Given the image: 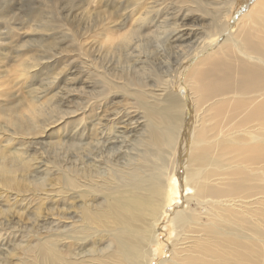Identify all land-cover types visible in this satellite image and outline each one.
<instances>
[{
	"label": "rangeland",
	"instance_id": "374dc122",
	"mask_svg": "<svg viewBox=\"0 0 264 264\" xmlns=\"http://www.w3.org/2000/svg\"><path fill=\"white\" fill-rule=\"evenodd\" d=\"M208 2L188 10L185 0H0L1 264H41V251L50 248L52 234H78L70 229L74 223L81 225L82 200L76 191L85 187L77 185L76 177L85 180L83 176L93 170H84L89 160H142L144 150H155L146 144L151 124L161 127L156 136L165 150L162 131L178 125L181 111L167 108L170 86L164 79H173L177 68L207 39L214 21L206 12H212L218 0ZM145 9L150 10L146 22L135 25L134 18ZM181 16L187 19L185 28L193 32L183 38L172 29L173 20ZM256 21L260 26L255 32L264 35V12ZM110 79L120 87L112 88ZM137 96L159 114L149 109L145 115L146 107L142 101L137 106ZM163 111L165 119L160 121ZM241 157L233 156L234 168L251 174L245 169L250 161ZM184 159L186 168L187 153ZM151 160L154 165L156 157ZM262 165L264 161L254 166ZM103 167L104 163L99 165ZM71 174L76 175L74 186ZM174 182L165 215L157 222L151 264L167 255L177 232L174 213L193 193L185 179L183 185L178 178ZM236 183L240 184L237 176ZM255 183L252 178L248 182ZM259 205L264 207V198ZM245 235L244 264H264V210H258L254 221L247 219ZM202 244L199 253L208 252L211 259L213 246Z\"/></svg>",
	"mask_w": 264,
	"mask_h": 264
},
{
	"label": "bare ground",
	"instance_id": "6f19581e",
	"mask_svg": "<svg viewBox=\"0 0 264 264\" xmlns=\"http://www.w3.org/2000/svg\"><path fill=\"white\" fill-rule=\"evenodd\" d=\"M185 1L188 10L209 3ZM213 6L212 12H206L214 21L206 32L207 39L177 68L173 79H164L170 86L167 99L171 103L167 108L181 111L175 121L178 125L165 126L162 131L165 150L156 136L161 127L151 124L146 144L155 147V152L152 148L144 150L139 155L142 160L126 163L102 162L94 157L89 160L94 162L86 163L84 170H93L83 176L85 180L76 177L80 181L77 185L85 187L75 190L82 200L78 217L81 225L76 227L74 223L70 230L78 234L66 235V230L62 235L54 229L57 233L50 236V248L41 251V264H151L155 253L152 245L158 243L157 222L165 215L177 178L180 185L185 179L193 193L189 189L191 194L186 196L185 206L176 209L173 217L176 237L167 255L157 263L244 264L247 219L254 221L258 210H264L262 205L257 206L264 198L258 195L264 194V165L254 166L264 161V35L255 32L256 26H260L256 16L264 12V2L218 0ZM149 9L134 18L135 25L146 22ZM187 19L181 16L173 20L172 29L177 36L183 38L193 33L185 28ZM132 32L128 35L132 36ZM171 40L174 42V38ZM110 80L111 87L116 88L118 82ZM135 100L137 106L142 101L145 115L149 109L155 112V107H148L145 99L137 96ZM31 102L34 112L36 101ZM159 112L157 109L155 115ZM210 117L212 121L208 120ZM164 119L163 111L160 121ZM158 150L160 154H155ZM234 151L237 156L242 155L241 160L250 161L245 169L251 174L244 168H234ZM152 155L156 157L154 165ZM103 163L105 167L99 168ZM235 175L240 184L236 183ZM75 176L70 175L73 186ZM251 178L258 183L248 184ZM226 189L231 193H226ZM254 189L259 191L253 194ZM253 197L255 200H251ZM254 202L256 207H252ZM202 243L208 245L205 248L213 246L215 253L211 259L208 252L199 253Z\"/></svg>",
	"mask_w": 264,
	"mask_h": 264
}]
</instances>
